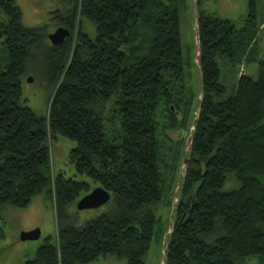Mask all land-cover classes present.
<instances>
[{
	"label": "trees",
	"instance_id": "16d2710c",
	"mask_svg": "<svg viewBox=\"0 0 264 264\" xmlns=\"http://www.w3.org/2000/svg\"><path fill=\"white\" fill-rule=\"evenodd\" d=\"M0 10V205L25 207L44 192L55 210V235L23 264H88L109 254L144 264L172 141L164 128L178 124L171 107L179 111L184 83L178 0H71L59 16L69 35L57 45L23 25L14 0H0ZM196 19L201 99L163 264H264V59L255 79L235 68L256 43V3L249 0L241 27L203 9ZM45 48L55 87L39 116L20 101V75ZM57 134L76 143L68 156L75 175L110 193L106 210L78 226L66 223V206L92 187L52 177L46 142Z\"/></svg>",
	"mask_w": 264,
	"mask_h": 264
},
{
	"label": "rangeland",
	"instance_id": "374dc122",
	"mask_svg": "<svg viewBox=\"0 0 264 264\" xmlns=\"http://www.w3.org/2000/svg\"><path fill=\"white\" fill-rule=\"evenodd\" d=\"M22 13V23L26 27L42 29L47 35L61 25V16L68 12L71 0H14ZM196 0H178L180 41L183 57V90L174 111L178 124L176 128H164L172 139L171 144L164 150L160 162L161 172V198L154 206L156 223L150 247L144 255V264H163L164 251L169 239V232L175 220V206L180 198L182 177L185 170V158L190 149L191 132L198 112L201 99L200 70L198 66V42L196 37V12L203 9L222 18L232 20L237 27H241L248 14L249 0H203L199 5ZM256 3V43L252 50L236 64L237 76L246 74L252 78L257 76V61L264 59V0H255ZM58 15V16H56ZM60 16V17H59ZM0 20L6 22V15L0 10ZM83 26L91 35H95V26L92 22L82 19ZM4 36L0 37V71L7 63V52ZM49 45V40L46 41ZM45 48L36 54L27 63V70L20 75L21 95L20 101L30 107L39 116H45L48 103L54 90V76L49 70L45 59ZM218 63L223 70L222 60ZM32 76V81L28 78ZM115 105L108 103L104 115L108 116ZM173 107V106H172ZM179 112V113H178ZM165 120L164 125H168ZM51 164V175L59 172L65 178L95 183L84 175H75L72 164L69 163V151L76 143L62 135L49 137L46 142ZM227 180L224 189L229 187ZM79 199V198H78ZM77 200L67 204L69 215L66 223L78 226L90 218L103 213L107 204L91 209H78ZM0 264H23L32 259L36 249L43 244L47 236L56 233L55 210L44 192L34 195L27 206L17 207L12 204L0 205ZM38 228L40 235L36 239L22 240L20 234ZM88 264H126V260L114 255L101 256Z\"/></svg>",
	"mask_w": 264,
	"mask_h": 264
},
{
	"label": "water",
	"instance_id": "95a60500",
	"mask_svg": "<svg viewBox=\"0 0 264 264\" xmlns=\"http://www.w3.org/2000/svg\"><path fill=\"white\" fill-rule=\"evenodd\" d=\"M69 35V31L64 27H58L56 30L48 34V39L52 45H57L63 42L66 36ZM32 76L28 78L32 81ZM172 108V107H171ZM110 199V193L101 186L93 187L88 193L83 195L77 201L78 209H91L104 205ZM40 235L38 228L29 231H23L20 234L22 240L36 239Z\"/></svg>",
	"mask_w": 264,
	"mask_h": 264
},
{
	"label": "flooded vegetation",
	"instance_id": "af4514ba",
	"mask_svg": "<svg viewBox=\"0 0 264 264\" xmlns=\"http://www.w3.org/2000/svg\"><path fill=\"white\" fill-rule=\"evenodd\" d=\"M189 203H187L186 205H188Z\"/></svg>",
	"mask_w": 264,
	"mask_h": 264
}]
</instances>
